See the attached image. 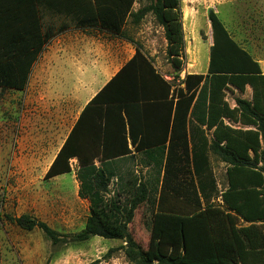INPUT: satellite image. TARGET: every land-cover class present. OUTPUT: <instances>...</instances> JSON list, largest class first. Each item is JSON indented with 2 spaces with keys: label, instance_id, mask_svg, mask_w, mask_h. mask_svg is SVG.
Returning <instances> with one entry per match:
<instances>
[{
  "label": "trees",
  "instance_id": "16d2710c",
  "mask_svg": "<svg viewBox=\"0 0 264 264\" xmlns=\"http://www.w3.org/2000/svg\"><path fill=\"white\" fill-rule=\"evenodd\" d=\"M147 1L146 6L135 12L137 0H0L1 92L27 88L34 64L58 33L79 27L122 36L128 18L139 23L147 14H152L164 27L167 55L173 69L181 70L185 49L180 0ZM209 19L214 44L208 74L187 75L185 90H175L169 101V146L135 149L154 162L151 164L153 182H143L137 176L118 181V192L110 198L108 208L115 226L106 225L103 210L106 202L103 198L114 173L107 165H94L98 152L74 146L75 129L61 148L45 179L71 172L70 160L77 157L81 166L77 176L82 182L80 195L91 197L94 204L84 228L73 236L74 241L84 242L92 237L120 239L124 245L118 249L124 252L130 264H240L239 257L248 252L264 257V246L259 241L261 235L251 229L264 227V74L259 63L232 38L213 10L209 11ZM152 77L170 92L171 85L138 50L91 104H97L102 96L114 92L118 86L125 90V86L132 85L136 86L135 101H146V84ZM204 80L201 91L207 89L208 105L204 112L203 103L198 102L195 114L200 124L213 130V138L208 143L205 131L194 125L190 147L188 118ZM247 85L253 89L252 100L237 98L236 107L231 108L225 100V91L233 87L243 92ZM202 97L200 94L199 101ZM199 107L202 110H198ZM120 109L128 113L125 102ZM224 119L242 127H230ZM136 139L132 132V140ZM167 139L166 133L160 145L166 144ZM208 152L226 164L227 187L221 194L222 205L207 202L203 207L199 196L200 192L206 193V188H198L196 179L211 175ZM130 153L129 149L120 150L111 157ZM102 154L109 157L105 150ZM158 184L159 204L171 197L195 204L197 209L191 215H179L173 208L158 209L152 221L150 246L143 250L128 226L136 209L149 202L151 186L157 190ZM121 194L129 195L124 205ZM9 219L23 230H41L54 245L68 237L29 215Z\"/></svg>",
  "mask_w": 264,
  "mask_h": 264
},
{
  "label": "crops",
  "instance_id": "0c3cea01",
  "mask_svg": "<svg viewBox=\"0 0 264 264\" xmlns=\"http://www.w3.org/2000/svg\"><path fill=\"white\" fill-rule=\"evenodd\" d=\"M189 1L192 4L180 0L185 52L184 64L179 71L173 69L167 55L168 41L165 29L152 14L150 18H143L139 23L133 22L131 17L128 18L124 27L125 34L114 39H105L104 35L101 36L105 32L93 28L70 27L58 33L45 46L34 64L25 89H28L31 82L34 83V94L24 95L25 106L34 107L24 109L23 114L19 111L20 127L23 132L27 126V114L36 118L35 125L38 126L36 131L40 133L35 138L36 144H42L41 139L48 132L51 143L58 142L56 153L45 163V173L75 129L74 146L98 152L93 163L96 167L109 166L114 173L110 185L117 182L116 188H118V181L122 178L130 180L133 176H137L141 179L142 171L144 181L153 179L151 164L154 162L146 159L135 149L141 147L153 150L169 146L171 137L169 101L175 90H185L184 80L187 75L208 74L210 52L214 44L209 19L210 10L218 15L232 38L259 63L264 74L262 16L264 0H247V3L244 2L245 0ZM136 6L137 4L133 8L135 12L139 9ZM204 27L210 35L204 33ZM138 50L146 56L156 72L171 85L170 92L162 82L152 77L147 80L146 101L139 103L135 101L136 86L132 85L125 86V90L118 86L114 92L102 96L97 104H91ZM175 78L176 82L173 81ZM204 84L205 80L197 91L188 118L190 147L192 146L190 133L194 125L204 130L207 137L210 133L213 138V130L200 124L195 114V105L198 102L203 103L206 112L208 91L207 89L205 92L201 91ZM228 89L240 94L237 98L249 101L253 98V89L250 85H247L243 92L233 87ZM200 94H203V97L199 101ZM124 102L128 106V113L120 109V105ZM87 107L89 108L86 110ZM225 120L229 119H224V123ZM132 132L137 138L135 142L132 140ZM166 133L167 143L160 145ZM25 137H21V141H24ZM125 149H129L131 153L123 157H111ZM102 150H105V154L109 157H103ZM70 165L71 172L50 179L57 181L68 174L71 178H78L81 168L79 159L74 157L70 160ZM226 187L227 180L224 190ZM116 192L118 189L115 190L114 195ZM109 194L107 191L105 195L109 196Z\"/></svg>",
  "mask_w": 264,
  "mask_h": 264
},
{
  "label": "rangeland",
  "instance_id": "374dc122",
  "mask_svg": "<svg viewBox=\"0 0 264 264\" xmlns=\"http://www.w3.org/2000/svg\"><path fill=\"white\" fill-rule=\"evenodd\" d=\"M184 2L190 1L184 0ZM135 4L140 9L146 6L148 1L137 0ZM262 16L264 18V14ZM144 18H150V14ZM204 33L210 35L207 28L204 29ZM101 36L105 39L119 37L108 33ZM173 81L176 82V78ZM29 94H34L33 82L24 91L1 92L0 90V264H130L124 252L118 249L124 245L120 239L92 237L84 242L72 239L84 228L94 204L91 197L80 195L82 182L79 178H71L68 174L57 181L45 179V163L56 153L58 142L51 143L48 132L41 139L42 144H36L35 138L40 133L36 131L38 127L35 125L36 118L29 113L26 117V130L23 132L20 127L19 111L23 114L24 109L34 107L25 106L24 95ZM237 96L240 94L232 89L225 91V99L230 106L236 105ZM198 110L202 109L199 107ZM24 136H26L25 139L23 138L24 141H21V137ZM41 136H43L42 133ZM208 137L206 136L210 143L212 141L210 133ZM207 154L208 173L211 175L208 178L203 177L202 180L199 177L196 179L198 188L200 186L206 188L205 194L200 192L199 199L203 207L207 202L222 205L221 194L227 180L226 165L213 153ZM142 173L143 171L140 176L144 182L145 177ZM150 182L153 181L150 179ZM159 186L160 184L157 190L151 186L149 202L136 209L134 219L128 226L131 236L143 250H147L150 246L152 221L158 209L166 211L173 208L179 215H191L197 209L195 204L171 197L159 204ZM84 193L86 194L85 191ZM110 198L112 197L104 195L103 199L106 202L103 201L104 207L101 203L100 208L103 207L105 211L106 225L113 227L115 226L114 217L108 210ZM126 198H129V195L121 194L120 199L123 205ZM22 215H29L43 221L61 235L68 237L54 245L41 230H23L9 219ZM251 229L254 233L257 231L260 233L259 241L264 246V234H262L264 227L253 226ZM112 249L114 251L110 253ZM239 258L240 264H264V257L254 252H248Z\"/></svg>",
  "mask_w": 264,
  "mask_h": 264
},
{
  "label": "built area",
  "instance_id": "2783aa9c",
  "mask_svg": "<svg viewBox=\"0 0 264 264\" xmlns=\"http://www.w3.org/2000/svg\"><path fill=\"white\" fill-rule=\"evenodd\" d=\"M234 107H236V105L232 106V108H234ZM225 123H226L228 126L237 127V128L241 127L240 124H235V123H233V122L230 121V120H225ZM116 183H117V182H114L113 185H110V186H109L108 193H110V194H109L108 197H113V196H114L115 190H117V188H116Z\"/></svg>",
  "mask_w": 264,
  "mask_h": 264
}]
</instances>
